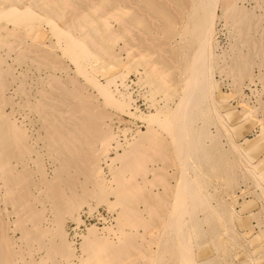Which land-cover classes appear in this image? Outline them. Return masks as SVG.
Returning a JSON list of instances; mask_svg holds the SVG:
<instances>
[{"label": "bare ground", "instance_id": "6f19581e", "mask_svg": "<svg viewBox=\"0 0 264 264\" xmlns=\"http://www.w3.org/2000/svg\"><path fill=\"white\" fill-rule=\"evenodd\" d=\"M185 1L188 7L183 0H0V202L11 205L16 217L11 231L18 229L20 243L7 234L11 227L0 206V264H23L21 245L30 255L32 243L42 251L25 264H59L60 259L66 264L229 263L221 258L219 228L226 231L225 220L230 225L237 214L223 206L230 210L225 219L218 202L223 198L214 201V194L221 195L217 189L239 176L253 185L264 211V170L244 163V149L228 132L214 97L213 69L218 81L229 78L234 85L241 64H255L253 76L264 98V0H251L249 7L245 0ZM183 5L187 10L182 16L176 10L175 19L169 9ZM167 8L176 23L178 16L182 19L178 28ZM217 21L228 39L220 54L212 49ZM130 72L133 90L152 112L139 119L142 133L135 130L130 140L119 135L124 145L118 150L119 139L106 123L111 120L107 108L116 117L135 118L124 85ZM250 75L248 82H254ZM42 154L49 161L48 178ZM169 164L175 167L172 177L164 169ZM161 170L172 185L156 178ZM44 200L56 243L51 224L47 228L38 217L43 219L45 207L33 211ZM83 203L87 214L104 204L115 228L89 226L75 250L59 218L67 213L77 227ZM253 219L264 238L263 218ZM154 225L158 234L149 231L157 229ZM154 236L155 249L143 253L140 242L151 247ZM202 241L212 244L213 255L196 259L193 250Z\"/></svg>", "mask_w": 264, "mask_h": 264}, {"label": "rangeland", "instance_id": "374dc122", "mask_svg": "<svg viewBox=\"0 0 264 264\" xmlns=\"http://www.w3.org/2000/svg\"><path fill=\"white\" fill-rule=\"evenodd\" d=\"M183 1H184L183 3H187V4H184V5L185 6L187 5V7H188V2H186L185 0H183ZM238 2L240 3L241 1L240 0H237L236 3H238ZM245 2H244V5L246 7H249L250 5L253 4L251 0L250 1L245 0ZM185 6H184V8L183 7H179L178 9H175L176 7L174 6V7H172V8L169 9V11L171 9L174 10V15L176 14V16H174L172 14L173 12L172 13L171 12H168V8H167L168 16H170V18L173 19V22L177 21V20H174V18L177 19V15L179 14V12H180V14L182 16L183 13H181V10L183 12H184V9L187 10V8ZM176 10L177 11L179 10V12H175ZM169 13H171L174 18ZM181 20L182 19L178 16V21L179 22L178 23L175 22L176 24L174 23L175 24V28L176 27L178 28V25L181 22ZM260 24L262 25L261 22H260ZM261 25H260V29L262 28ZM218 26L221 27V28H219ZM258 27L259 26H257L256 33L254 34V39H255L254 41L256 43L260 39L259 36L261 35L260 34L257 37V35L259 33L258 30H260ZM160 29H161V26L159 27V29H157L156 35H157L158 38H159L160 35L162 36L161 32L164 30L163 27H162L163 30H160ZM213 29H214L213 30L214 33L212 35V38H214L215 41H216V43H215L214 40H213V44H215V45L217 44V45L216 46L213 45L212 46V49H213V52L215 54H217L216 53L217 51H218V53L219 52L221 53L222 50H226V47H228V44H227L226 41H228V39H227L226 36L225 37L223 36V35H225V32H223L224 29L221 26L220 22L218 23V21H217L216 24H213ZM261 30H262V32H264V28L261 29ZM158 32H159V34H158ZM221 32H223V33H221ZM42 36H43L42 38H44L45 34L42 33ZM167 39L168 38H165L164 40H167ZM256 39H257V41H256ZM261 40H263V38ZM261 42H258V43L260 44ZM256 43H255V45L256 46H259ZM260 45H263V44L261 43ZM260 58H261V55H260ZM262 58H263V56H262ZM255 59H256L255 61H257L259 58L258 59L255 58ZM246 60L249 61L250 59L249 60L246 59ZM262 60H264V58ZM262 60H261V62L264 64V61H262ZM248 63L251 66V69H250L251 71L249 70L250 66L247 65ZM245 64H241V66H240V68L238 70V72L241 71L242 70L241 67L243 65L244 69L242 70V73L239 72V73H241L240 75H242V77H241L242 79L240 78V75L238 77L237 72L235 73V76L234 77L236 78V76H237V78H236L237 83H236V80L234 78V80H235L234 81V85H231L232 80H230L229 78L228 79H222V80H219L218 81V75L216 73V70L213 69V73H214L213 74V77H214V79H216L215 80V84H214V89H215L214 90V97H215L216 105H217L219 111L221 113H224V115H225L224 121L226 122V124L228 126V129L230 130L228 132H231L230 135L233 137V139L235 140V142L238 143V144H240V146L244 149V152H245L244 153V156H243L244 163L246 161L247 164L249 163V165H253V167L256 169V171H261V170H264V165H262V164H264V111H263L264 109H262L263 108L262 107V104H264V102H263L264 101V98H263V95L259 94V86H260V84L258 82H256V80L254 79V78H256V76H253V75H255V73L257 74V71H258L257 70V66L252 63L253 64V67H252V65H251L250 62H246ZM245 69H247V71H244ZM248 70H249V72H248ZM261 71L264 72V67L262 68ZM243 72H245V73L243 74ZM247 72L249 74L251 72V75L250 76L253 77V79H254L253 81L254 82H248V77L247 76L249 74ZM131 73L132 72H130V74H127V76L125 77L126 80L124 78V80L126 82V83L124 82V85H127L128 84L127 86L130 88L129 89L128 87L125 86V88L128 91V93L130 91V94H129L130 95V100L132 99L130 101V104H131L130 106L131 107L129 106L130 109H131V111H133L134 105L136 107V109H134V115H133L135 118H132V116H130L131 117L130 118L128 115H124V114H119L118 117H116L115 114L117 112L115 113V111L113 109L107 108V110L109 111V115H110L111 120H108L107 119L106 120V123L107 124L109 123L108 125L111 127V129H110V130H112L111 132L112 133L114 132L113 133L114 136L118 137V139H119V142H120L121 145L118 148V150H121V148L124 145L123 144L124 142H122L123 141V139H122L123 136L127 140H130V139L133 138V136H134L133 134H137V132H136L137 130H139L138 132H141V133L144 131V127H143L144 124H143V121H142L143 119L142 120H139V119H141V117H144L148 113V111L149 112H152L151 109H146V106L144 105V103H143L144 101L142 100V98H140V96H138L136 94V92H135L136 90L135 91L133 90V89H136V88L134 87V83H131V81L134 82V80H135L134 79L135 78L134 75L135 74L133 73V75H132ZM232 84H233V82H232ZM256 90H257L258 93L256 92ZM259 104H260V106H259ZM132 106H133V108H132ZM4 109H5V111L8 112V107L7 106ZM135 113L136 114L138 113V115L140 117L139 116L137 117V115ZM120 117H121V119H117V118H120ZM122 129L125 130L124 131L125 133L124 132H118L119 130L123 131ZM129 131L132 134H130ZM133 131H135V133H133ZM122 133L124 135H122V137L119 136ZM121 139H122V141H121ZM42 155H43L42 158L44 159V160L42 159V163H43L42 166L44 167L43 171H45V172L47 171V173L44 172V174H45L46 177L47 176L49 177L51 175V169H50L49 161L47 159H45V155L44 154H42ZM33 156L34 155H32V157ZM157 162H159V161H157ZM167 165L165 166L164 169H167L166 172L170 173L175 167L173 168L172 165L169 164V167H171L169 169L167 167ZM47 168H49V171H48ZM102 168H104V167H102ZM161 171L156 172V174L158 175L156 178H158V177L163 178L164 177L163 180H166L167 181L166 183H168V180H169V184L172 185V183H173L172 181L173 180H170L171 178H169V175H166V176L163 175L165 170L164 171L161 170ZM149 174L150 173H148L146 176L147 177L148 176L150 177ZM171 175L172 174L170 173V176ZM34 176L35 177L36 176L38 177L37 173L35 175H33V178H34V180H37L39 178V177L38 178L37 177L35 178ZM137 176H140V175H137ZM137 176H136V180L139 181V179H138ZM79 179H81V176L79 177ZM158 179L160 181V178H158ZM234 182L235 183H233V184L231 183L230 186L226 184L225 185L226 187H223V186L219 185V187L221 186V188L218 187L219 189H217V191H219L218 193L221 194V195H218V194L215 195L214 194V201L215 200L218 201V199L219 200L220 199L222 200V198H223V201H221L223 203H221L220 201H218V202L221 205V211L223 212V216H224L225 219L228 218L227 212L230 211V210H227L228 207H229V209H232L235 212V215L237 214V216H234V219L236 221L233 219V221L235 223H237V225L233 221L231 222V224L233 226L231 224L228 225L230 222H229V220L226 219L225 220L226 221L225 225L227 227V230L226 231L225 230H222L221 227L219 228L220 230L218 229L219 230V233L221 232L220 238L222 236L221 240H219V242H218L219 244L222 243V245L219 246V247H222V248H219L220 251H221V249H223L222 250L223 252L221 251V253H220L221 256H222L221 258L223 259V261H227V262H229L231 264H244V263L245 264H264V241H263L264 238H260L262 236V234L260 235V233H257V231L259 232L258 228L256 227L257 226L256 225V221L257 220L255 219V221H254V219H253V218H257V219L261 220L263 218V221H264V214H262V213H264V211H263V208H262V205H261L262 204L261 203V200H258L257 201L258 198L255 196L256 193L253 192L255 190V188L253 187V185L250 183L249 180L248 181L247 180L246 181H242V178H240L239 176H237V178H235ZM157 186L158 187H156V189L159 190L160 187H159V185H157ZM222 187H223V189H222ZM87 188H90L89 184L87 185ZM252 188L254 190H252ZM220 197H222V198H220ZM70 198L73 199V200H71V199L70 200L74 202V197H70ZM89 198L90 199H87V201L88 202L90 201L89 204L92 205L93 202H94V199H92V197H89ZM67 199H69V196L67 197ZM71 201H69V202H71ZM224 201L226 202L225 204H224ZM47 203L48 202L44 200V204L43 205H45V206L42 205L40 207H39L40 204H38V202H37V204L35 203L34 205H35L36 209L35 210L33 209V211H34V213H35L36 210L38 212H40V210H43L44 207H45V210L44 211H41V213L43 212V219H42V215H39L40 213L38 214L39 215L38 217L41 216V218H40V221L41 222L40 223L41 224H44L45 226L48 225L47 228H49V226H50V224L52 222L50 221L51 216L49 214L51 212L49 211L50 209L48 208V204ZM94 204H96V203H94ZM3 205H5L6 207L5 206L2 207ZM3 205H2V202H0L1 214H2L3 220L5 219V222L7 223V225L9 224L8 227H11L10 229L8 228L9 230H7V234L10 235L11 238L13 237L12 239L14 241L16 239V237L19 238L18 231H15V230H18V229H15V230L13 229L14 232H13V230L11 231V229L14 228L11 223L14 221L13 219H15L16 217H14L15 214L14 213L12 214L11 211H10L11 210V205H10V208H8L9 207V203H4ZM84 205L85 204L83 203L81 205V207L79 208V213L81 214L80 217H81V219H82L83 222L81 224H79L77 227L75 226L74 221H71L70 218H68L69 215L67 216V213L66 214H63L64 212L61 213L63 216L61 215L62 218H59V220H61V219L63 220V222L61 223V226H62L61 228H63L62 230L64 231V234H65L66 239L69 242H71V247L70 248L71 249L74 248L75 250H78V244H79V241L81 240V236H83V235H85L87 233L86 229L89 226L90 227L92 226L94 229H96V230L98 229L99 231L101 229L104 230V228L106 229V228H109V227H110L111 230L113 228H115L114 227V222H112V221H114V219L113 218H110V217H112V216H110L111 213L109 214V212L106 209H104L105 208V205L104 204L98 203V204L95 205L96 207L93 205L94 208H95V209L93 208L94 211L92 210L88 214H87V209H86V207ZM226 205L228 207H224V208H226V210H225V209H223V206H226ZM41 207H43V209H41ZM5 208H6V210H9L10 211V212L8 211L10 215H8V213H6V210L4 212L2 211V209H5ZM38 208H40V210H38ZM259 209H260V211H259ZM81 210H82V212H81ZM37 211H36V214L38 213ZM261 211H262V213H261ZM84 212H86V213H84ZM4 214H5V216H3ZM254 214H256V216ZM49 216H50V218H49ZM44 217H47L48 219L46 218V220H45ZM235 217H238V218L236 219ZM46 221H48V222L45 223ZM154 227H156V226L154 225ZM158 227L159 226L157 225L156 228L158 230L155 229V228L152 229L153 227H151V230L149 229V231L152 232V233H155L156 231H158L157 232V234H158L159 233V229H160ZM52 228H53V224H51V226H50L49 229H52ZM256 228H257V230H256ZM52 230H51L52 232L50 231V233H52V236L54 237L56 235V231L54 229H52ZM106 230L108 231L109 229H106ZM138 231L140 233H142L143 230L141 228H138ZM257 234L260 235V237H258ZM145 235L147 236L146 237V236L143 235V237L145 238V240H147V238H149V240L151 239L150 237H148L147 233ZM155 236H157V235H155ZM155 236L152 237L153 241H150L151 243H154L153 246L151 244V247H150V244H147L148 243L147 242L148 240L147 241L144 240L146 244H143V241L142 242L139 241L140 242V245L139 244L138 245L140 246V248H142V246H143V250H142L143 253H147L148 250H150V248L151 249H155V247H156V244H155L156 241H154V238L155 239H158ZM225 237H228V238H226L225 241H224V238ZM54 238H55L54 239V242L57 241L58 238H56V237H54ZM17 239L14 242V244H17L18 243L19 239L18 240ZM226 240H229V242H226ZM136 241L138 242V240H136ZM136 241H133V242L135 243L134 245L137 246V242ZM205 241H202L205 244L204 243L201 244L197 249L194 248L193 252H194V254L196 256V259H200V257L201 258H204V257L207 258V257L213 255V251H212L213 248L211 246L212 244L209 241H207L208 242V245H207V242H205ZM19 244L20 243H18V245ZM32 245L34 247H36L34 245V243H32ZM33 246H32L33 249L31 250L32 252H30V255H31L30 256L29 253L27 254V251L25 253V250H24L25 247L23 246V244L21 245V248L23 250L21 252V255H23L22 256L23 257V260L20 261V262H22L23 264H25L24 263L25 260L26 261H28V260L30 261V259H32L33 257H34L33 258L34 260H36L38 258L36 256H38V253L40 254L42 250L41 251L40 250L39 251H36V250H34L36 248H34ZM139 246H137V247L139 248ZM223 247H225V248H223ZM144 248H147V249H144ZM33 250L36 251V252H34V253H37L36 255L33 254ZM145 250H147V251L145 252ZM149 252L151 253V250ZM149 252H148V254H149ZM222 254H225V255L223 256ZM227 255L229 257H226ZM27 257H28V259H27ZM30 257H32V258H30ZM228 258L231 259V260H229ZM56 259H57V257H56ZM60 260L61 261H58V262H60L59 264H66V263H64L65 260H63V261H62V259H60ZM18 262H19V260H18ZM135 262H136V260H135ZM138 262L135 263V264H142L143 263V262L140 263V261H138ZM47 263L42 262V263H39V264H47ZM229 263H226V264H229ZM165 264H171V263L170 262H166Z\"/></svg>", "mask_w": 264, "mask_h": 264}]
</instances>
